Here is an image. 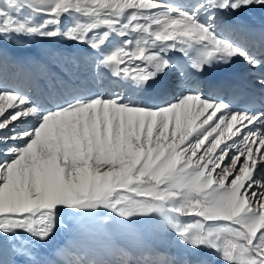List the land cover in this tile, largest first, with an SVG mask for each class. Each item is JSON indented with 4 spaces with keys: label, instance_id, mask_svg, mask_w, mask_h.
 Masks as SVG:
<instances>
[{
    "label": "snow or ice",
    "instance_id": "snow-or-ice-1",
    "mask_svg": "<svg viewBox=\"0 0 264 264\" xmlns=\"http://www.w3.org/2000/svg\"><path fill=\"white\" fill-rule=\"evenodd\" d=\"M250 6L264 0H0V264H57L38 245L65 217L105 214L121 225L158 219L224 264H264V100L237 110L199 84L206 68L239 59L264 92V33L257 44L224 23ZM36 38L86 46L116 86L73 85L55 98L19 89L13 76L27 66L7 45ZM174 68L178 91L144 102ZM57 255L62 264H177L146 244L120 249V259L86 242Z\"/></svg>",
    "mask_w": 264,
    "mask_h": 264
},
{
    "label": "bare ground",
    "instance_id": "bare-ground-1",
    "mask_svg": "<svg viewBox=\"0 0 264 264\" xmlns=\"http://www.w3.org/2000/svg\"><path fill=\"white\" fill-rule=\"evenodd\" d=\"M177 2H188V0H177ZM224 15V21H227L226 25H228L229 27L246 29L248 32L252 33L258 38L260 34L264 33V7L250 6L249 8L242 9L237 13H227ZM236 34H239V32H237ZM24 44H22V46H20V44L18 46H12V50H10V48H7L8 50H10V53H14L15 55H17L27 66V71L25 73H18V75L20 76L19 79H17L18 77H16L15 75L13 76V83L19 89L26 91L32 95H40L45 98H55L62 94V90L66 95L69 88L73 85L79 86L85 91H95L96 88H98L101 84L99 82L100 80H97L95 78H89L85 80L84 78H80L86 75L89 70L88 66L93 63L92 53L88 49L85 48L83 51H81L79 50L80 47L78 48L77 45L74 44V42L73 46L69 45V42L66 43L68 45V48H65V46L62 47V43H58V51L56 53L57 57H55L58 58V60L56 61V65L59 68L60 77H54L53 75L56 73L55 71H57L58 73V69H56L57 67L55 68L56 70L53 68V73L50 66L48 65L47 67V65H45L48 63V57L47 59L38 58L39 56L37 54L36 55L38 57H35L34 51H30L31 49H29L28 45ZM63 44L65 45V42ZM55 57H51V60ZM237 64L244 67V71H246L247 76H250L251 78L253 77V74L247 71V66L239 59L234 60L230 65L236 66ZM44 65L46 67L45 71L40 69ZM73 65L74 68L72 67ZM45 67H43V69H45ZM121 67H124V65L122 64ZM91 68L93 71H95L94 75L96 78H100V76L106 77L108 85L107 88L115 86L114 80H116V78L111 77L107 69H97L95 66H91ZM39 70L44 71V73L46 74L44 76L43 82L40 78H37V76L41 77V73H38ZM82 71H84V73H81ZM28 72L32 73V76H37L31 79H25L24 76L27 75L26 73ZM168 73L158 78L156 82L152 83L151 87L148 88L147 91L143 94V98L145 97V99H149L150 97H157L158 102H161L163 99H170L172 95L178 91L180 83L176 79L178 73L175 68L171 72L173 74L171 80H169L168 78ZM208 73L209 68H206L204 74L207 75ZM74 76H77L78 80L73 81ZM59 81L60 87L56 85ZM98 82L100 84H98ZM200 87L206 92L207 87L205 85H200ZM107 88L102 90H108ZM208 94L215 95V93L212 92ZM102 218L103 216L95 218H75L74 221L71 222V224H67V231H65V234L62 233L63 235H65L64 239L66 240H64L65 243L61 247L55 248V236V238H53L48 244L38 245L37 251L39 254V258L45 261L55 260L57 264H62L64 257L58 256L57 253L61 250L66 251V247L74 251L78 242H86L100 255L106 258L115 259L121 258L119 256L120 249H125L134 253L140 250V246L142 244L162 249L166 254L174 259H176L175 252L182 249V242L176 238L174 233L164 232L159 228L158 219L154 220L149 228L145 224H142L138 221H134L132 224L127 225H121L112 222L111 227L113 231L111 230L112 233L108 234V229L106 226L107 223L105 222L106 220L104 221ZM88 222H90L91 227L95 232H92V236H89V232H85L86 228L82 227L84 223ZM61 227L60 232H63L64 230H62ZM89 228L88 231H90ZM67 235H70L69 238H67ZM52 245L55 249H52ZM186 248L187 249L184 253L187 254L188 258L192 261L193 264H224V261L221 260L219 255L211 249H197L193 248L191 245H187ZM9 259L15 260L16 264H22L21 258L9 256ZM178 261L180 262V260H177V262Z\"/></svg>",
    "mask_w": 264,
    "mask_h": 264
},
{
    "label": "rangeland",
    "instance_id": "rangeland-1",
    "mask_svg": "<svg viewBox=\"0 0 264 264\" xmlns=\"http://www.w3.org/2000/svg\"><path fill=\"white\" fill-rule=\"evenodd\" d=\"M67 23V22H66ZM18 42H19V44H20V46H22V44H27L28 45V47H29V49H31L30 51H34V56L35 57H38V58H46L47 59V57H48V63L47 64H45V65H47V67H48V65L50 66V68H51V70L54 68H56V69H58V73H57V71H55L56 73L53 75L54 77H57V75L60 73L59 72V68H58V66L56 65L57 64V60H58V58H56L57 56V51H58V43H62L61 45H62V47L63 46H65V48H68V45L66 44V43H68L69 42V45H72L73 46V42L72 41H66V40H62V39H59V41L58 40H53V41H49V40H41V39H39V38H36L35 40H32V41H30V40H27V39H25V41L23 40V41H17V45L15 44V43H13V44H11V45H8V47L7 48H10V50H12V46H18L19 44H18ZM22 42H24V43H22ZM34 42V43H33ZM65 42V45L63 44ZM24 44V45H25ZM75 44V43H74ZM23 45V46H24ZM57 45V46H56ZM77 47L79 48V50H81V51H83L85 48L87 49V47L86 46H83V45H77ZM38 49V50H37ZM57 49V50H56ZM8 50V49H7ZM10 50H8V51H10ZM43 50V51H42ZM56 51V52H55ZM40 52H42V53H40ZM44 52V53H43ZM51 52V53H50ZM54 52V53H53ZM53 53V54H52ZM38 56H37V55ZM46 55V56H45ZM41 56V57H40ZM56 56V57H55ZM50 57V58H49ZM51 57H55V58H53L52 60H51ZM56 59V60H55ZM51 60V61H50ZM55 60V61H54ZM49 61H50V63H49ZM135 63H140L139 62V60L138 61H135ZM94 64V63H93ZM45 65L43 66V67H45ZM53 66H55V67H53ZM43 67H41L40 69H42V70H46V67H45V69H43ZM55 69V70H56ZM42 70H39L38 71V73H41V77L40 76H37V75H34V76H32L33 74L32 73H26L27 75H25L24 76V78L25 79H31V78H33V77H36L37 76V78H40L41 80H42V82L44 81V76L46 75L45 73H44V71H42ZM52 72L54 73V70H52ZM170 72H172V71H170ZM32 74V75H31ZM169 74V73H168ZM40 75V74H39ZM171 75H173L172 73H171ZM16 77H18L17 79H19V75L18 74H16L15 75ZM29 76H32V77H29ZM60 76V74L58 75V77ZM43 77V78H42ZM168 78H169V80H171V78H172V76L170 77L169 75H168ZM55 79H57V78H55ZM97 80H100L99 82L100 83H102V81H101V79H97ZM98 82V84H100ZM58 83V82H57ZM60 86V85H59ZM74 217H65L64 218V224L62 225V230H64L63 232H60V229L57 231V233L55 234V239H56V243H55V241H54V243H55V248H58V247H61L64 243H65V241L64 240H66V239H64V236L65 235H63V234H65V231H67V224H71V222H73L74 221ZM106 223H107V232H108V234H110V233H112V231H113V229H112V227H111V224H112V219H111V217L110 216H108V215H103V218H102ZM136 221H138V222H140V223H142V224H145L148 228L152 225V223L154 222V220H151V221H146V220H142V219H136L135 220V222ZM111 222V223H110ZM88 223H90V222H88ZM66 226V227H65ZM90 227V228H89ZM88 228H89V230L91 231H88V228H86V231L85 232H89V236H92L91 234H92V232L93 233H95L94 231H93V229H92V227H91V224H90V226H89ZM112 230V231H111ZM63 233V234H62ZM69 236L70 235H67V238H69ZM63 238V239H62ZM59 240V241H58ZM53 243V244H54ZM54 246L52 245V249H55L54 248ZM66 251L68 252V251H70V252H72L73 250L71 249L70 250V248H68V247H66Z\"/></svg>",
    "mask_w": 264,
    "mask_h": 264
}]
</instances>
